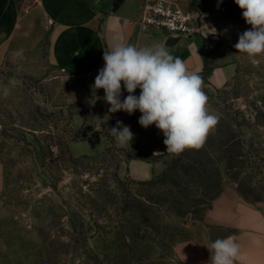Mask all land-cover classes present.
Returning <instances> with one entry per match:
<instances>
[{
	"label": "rangeland",
	"instance_id": "rangeland-1",
	"mask_svg": "<svg viewBox=\"0 0 264 264\" xmlns=\"http://www.w3.org/2000/svg\"><path fill=\"white\" fill-rule=\"evenodd\" d=\"M180 2L196 15L197 33L219 35L237 64L221 87L203 79L208 110L219 117L207 145L218 154L221 189L240 186L264 203V54L253 63L234 47L251 28L234 0ZM95 77L54 65L45 46L0 56V264H177V242L209 246L227 233L201 222L211 203L202 179L179 169L182 182L173 183L181 179L173 175L178 155L162 157L170 173L158 182L131 180L127 152L143 151L134 138L121 146L111 128L140 112L109 113L104 90L91 87ZM228 139L238 161L226 170L216 149ZM62 147L79 158L61 160Z\"/></svg>",
	"mask_w": 264,
	"mask_h": 264
},
{
	"label": "crops",
	"instance_id": "crops-1",
	"mask_svg": "<svg viewBox=\"0 0 264 264\" xmlns=\"http://www.w3.org/2000/svg\"><path fill=\"white\" fill-rule=\"evenodd\" d=\"M142 3L143 0H0V56L45 46L54 65L80 75H97L104 66V50L119 37L123 43L138 48L164 45L170 54L186 63L189 72L216 87L225 85L236 74L237 64L228 58L227 45L219 43V35L186 34L171 43L174 39L167 34L142 27L137 21ZM205 58L213 61L206 77ZM138 120H126L124 125L130 127L143 148L155 154L168 153L163 133L154 124L142 127ZM124 166L133 179L141 181L157 177L166 168L162 158H132ZM3 177L0 159V189ZM201 222L228 230L221 239L231 237L239 245L243 259L236 264H264V203L248 201L234 188L226 189L212 201ZM211 238L209 246L193 238L177 242V264H208Z\"/></svg>",
	"mask_w": 264,
	"mask_h": 264
},
{
	"label": "clouds",
	"instance_id": "clouds-1",
	"mask_svg": "<svg viewBox=\"0 0 264 264\" xmlns=\"http://www.w3.org/2000/svg\"><path fill=\"white\" fill-rule=\"evenodd\" d=\"M234 2L242 10V18L251 25L239 35L234 47L255 63V57L264 54V0ZM103 61L91 87L94 92L104 90L109 113L124 111L132 115L138 110V123L144 128L154 124L163 133L168 153L179 155L185 149L204 145L219 117L208 110L202 77L189 72L183 60L170 54L164 45L138 48L117 37L113 46L104 50ZM121 82L128 93L123 99ZM137 88L138 96L134 94ZM4 94H8L7 89ZM87 102L94 104L95 96ZM111 131L121 146L131 144L134 138L130 127L122 121H117ZM208 249V264H236L243 259L239 245L231 237L217 238Z\"/></svg>",
	"mask_w": 264,
	"mask_h": 264
},
{
	"label": "trees",
	"instance_id": "trees-1",
	"mask_svg": "<svg viewBox=\"0 0 264 264\" xmlns=\"http://www.w3.org/2000/svg\"><path fill=\"white\" fill-rule=\"evenodd\" d=\"M208 58V56H207ZM205 58V64H204V68H203V73L206 75L211 71L212 67L209 66L208 64V59ZM76 137L73 136L72 139H75ZM214 137L212 135H208L207 139L204 143V145L199 148V149H185L182 153H180L176 159L177 164L174 167V172L173 175L176 177H180V181H175L173 182L175 185H180L182 182V176L178 175V170L181 169L183 170V172L185 173V175H189V178L191 179L192 182H198V178L203 180V183L205 182V187L206 188V196L207 199H211V203L209 208L212 205V201L219 195L221 194L224 189H221L222 187V183H223V173L222 170L219 167V162H218V154L217 152L214 150H209L208 147V143L209 141H211ZM135 139V137H134ZM137 141V143L140 145L143 153L142 154H135V153H130L127 152V159L126 161H129L132 158H140V159H144V160H155V159H161L163 156L167 155L166 154H155L152 153L149 150H145L143 148V146L141 145V143L135 139ZM231 139L227 140V142H224L222 144V147H219L218 150L221 154H222V159L220 161L223 160V164L226 166V170L228 169H232L233 167H235L237 164V153H235V151L233 150V148H230V145L232 146L234 144L230 142ZM207 146V148H206ZM230 148V149H226V148ZM47 150L50 152L51 156H54V152L53 150H51V148H48L47 145ZM60 155H61V160H70V159H78L79 157H75L71 151L69 150L68 147L64 148L62 147L60 149ZM66 156H68V158H66ZM59 160V159H58ZM173 168V167H172ZM170 167H168V169L164 170L163 175L158 176L157 178H153L151 180L148 181H141V180H135V179H131L133 182H136L139 185H151L153 183L158 182L162 177L166 176L167 174H169ZM226 170H224V172L226 174H228L226 172ZM232 178H234V176H232ZM238 192L248 201H259L260 199L256 198L253 200H250V198L248 197V195L246 194V192L244 190H242V187L239 186L238 188ZM137 196V195H136ZM132 201V200H131Z\"/></svg>",
	"mask_w": 264,
	"mask_h": 264
},
{
	"label": "built area",
	"instance_id": "built-area-1",
	"mask_svg": "<svg viewBox=\"0 0 264 264\" xmlns=\"http://www.w3.org/2000/svg\"><path fill=\"white\" fill-rule=\"evenodd\" d=\"M137 21L142 27L159 30L172 39L199 31L196 15L185 9L180 0H143Z\"/></svg>",
	"mask_w": 264,
	"mask_h": 264
},
{
	"label": "water",
	"instance_id": "water-1",
	"mask_svg": "<svg viewBox=\"0 0 264 264\" xmlns=\"http://www.w3.org/2000/svg\"><path fill=\"white\" fill-rule=\"evenodd\" d=\"M173 42H175V39H174V40H172V42H171V43H173Z\"/></svg>",
	"mask_w": 264,
	"mask_h": 264
}]
</instances>
